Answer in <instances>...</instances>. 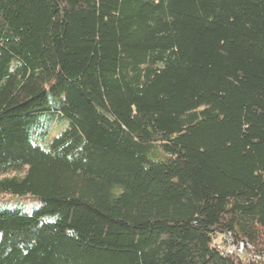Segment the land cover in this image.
<instances>
[{
  "label": "trees",
  "instance_id": "16d2710c",
  "mask_svg": "<svg viewBox=\"0 0 264 264\" xmlns=\"http://www.w3.org/2000/svg\"><path fill=\"white\" fill-rule=\"evenodd\" d=\"M0 196V264H264V0H0Z\"/></svg>",
  "mask_w": 264,
  "mask_h": 264
},
{
  "label": "built area",
  "instance_id": "2783aa9c",
  "mask_svg": "<svg viewBox=\"0 0 264 264\" xmlns=\"http://www.w3.org/2000/svg\"><path fill=\"white\" fill-rule=\"evenodd\" d=\"M245 244L234 243L229 234L222 236V240L217 243L216 250L222 256H242L244 254ZM255 260H260L264 262V254L262 256H256Z\"/></svg>",
  "mask_w": 264,
  "mask_h": 264
},
{
  "label": "rangeland",
  "instance_id": "374dc122",
  "mask_svg": "<svg viewBox=\"0 0 264 264\" xmlns=\"http://www.w3.org/2000/svg\"><path fill=\"white\" fill-rule=\"evenodd\" d=\"M9 199V197H3V196H0V202L1 201H12L13 202V200H16V199H10V200H8ZM29 204H30V202H28V201H26L25 203H24V205H28L29 206Z\"/></svg>",
  "mask_w": 264,
  "mask_h": 264
}]
</instances>
